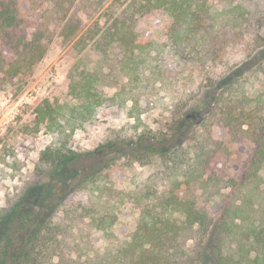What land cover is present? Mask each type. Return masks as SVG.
I'll use <instances>...</instances> for the list:
<instances>
[{
  "label": "trees",
  "instance_id": "trees-1",
  "mask_svg": "<svg viewBox=\"0 0 264 264\" xmlns=\"http://www.w3.org/2000/svg\"><path fill=\"white\" fill-rule=\"evenodd\" d=\"M210 1L110 0L106 25L82 32L78 51L93 44L107 56L120 42L125 52L92 70L75 63L69 97L38 109L61 142L41 152L48 179L0 212V264H264V111L238 98L252 88L264 110V0H217L220 9ZM34 6L0 0V87L45 54ZM188 62L214 66L215 77L194 94L200 101L178 104L168 130L88 151L68 146L107 100L102 84L124 80L109 99L123 104L130 82L139 88L148 74ZM135 161L154 166L148 182L136 169L124 176ZM157 180L170 191L161 212L152 205ZM197 180L207 186L202 200L188 191Z\"/></svg>",
  "mask_w": 264,
  "mask_h": 264
},
{
  "label": "rangeland",
  "instance_id": "rangeland-1",
  "mask_svg": "<svg viewBox=\"0 0 264 264\" xmlns=\"http://www.w3.org/2000/svg\"><path fill=\"white\" fill-rule=\"evenodd\" d=\"M30 1L35 5L33 27L42 33L45 54L33 64L24 62L22 71L0 87V212L24 195L27 189L39 186L48 179L49 166L41 162V152L56 137L59 144L62 136L58 131L53 133L47 129L49 115L43 119L38 109L63 104L69 97V72L75 63L92 70L97 62L110 61L112 64L125 52L120 42L111 44L107 56L93 44L81 51L74 48L75 41L85 29L96 22L106 23L104 9L110 0L107 4H100V0ZM209 3L213 9L221 8L217 0ZM74 27H78L76 33H72ZM69 33L71 35L67 36ZM207 65L200 62L172 63L162 76L148 74L139 88H134L133 82H130L128 88L133 87L134 94L129 92L123 104L109 99L124 80L116 86L102 84L101 89L107 100L97 107L91 119L77 123L67 142L68 146L77 151H88L116 137H124L122 139L129 141L140 133L168 130L178 104L190 96L192 101H200L194 94L208 83L209 78L215 77L214 66ZM252 92L251 88L247 94L239 93L238 98L247 101L246 109L251 108L253 113L260 115L264 111L263 105ZM60 120L64 122L63 118ZM124 161L122 157L117 164ZM152 164L135 161L134 168L126 169L124 176L131 178L136 169L140 174L137 175V181L142 180L141 183H144L154 168ZM261 173L264 176V165ZM153 191L155 198L152 205L161 212L164 198L170 192L168 182L157 180ZM188 191L191 197L202 200L207 193V186L203 180L193 181ZM69 207L71 203L66 205V208ZM258 232H262V229ZM254 247L258 248L259 245L255 244Z\"/></svg>",
  "mask_w": 264,
  "mask_h": 264
}]
</instances>
